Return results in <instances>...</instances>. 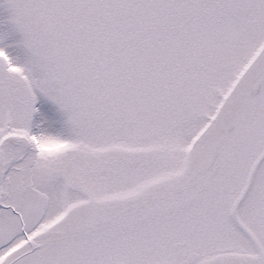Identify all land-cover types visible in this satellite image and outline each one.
I'll list each match as a JSON object with an SVG mask.
<instances>
[{"label":"snow or ice","instance_id":"obj_1","mask_svg":"<svg viewBox=\"0 0 264 264\" xmlns=\"http://www.w3.org/2000/svg\"><path fill=\"white\" fill-rule=\"evenodd\" d=\"M0 264H264V0H0Z\"/></svg>","mask_w":264,"mask_h":264}]
</instances>
